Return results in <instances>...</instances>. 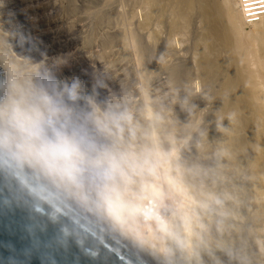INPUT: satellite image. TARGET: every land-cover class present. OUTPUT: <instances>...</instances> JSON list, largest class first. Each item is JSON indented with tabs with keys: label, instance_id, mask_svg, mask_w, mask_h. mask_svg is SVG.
<instances>
[{
	"label": "clouds",
	"instance_id": "clouds-1",
	"mask_svg": "<svg viewBox=\"0 0 264 264\" xmlns=\"http://www.w3.org/2000/svg\"><path fill=\"white\" fill-rule=\"evenodd\" d=\"M79 88L76 78L41 76L27 59L10 66L0 79V159L39 171L159 264L213 257L234 196L222 165L182 158L196 125L177 127L149 99L143 122L126 103L85 110Z\"/></svg>",
	"mask_w": 264,
	"mask_h": 264
},
{
	"label": "bare ground",
	"instance_id": "bare-ground-1",
	"mask_svg": "<svg viewBox=\"0 0 264 264\" xmlns=\"http://www.w3.org/2000/svg\"><path fill=\"white\" fill-rule=\"evenodd\" d=\"M21 2L0 0V69L4 77L10 66L24 59L29 60L18 41L23 31L17 17L20 13L17 7L23 4ZM141 7L142 20L136 23V27L141 32L152 25L145 32L148 49L158 40L165 23L169 32L177 34L178 37L174 35L175 41L184 43L191 50L190 65L183 69L184 74L179 81H174L176 85L172 90L167 89L169 95L161 94L167 95L162 96L163 99L161 95L156 97L167 101V104L159 99L157 104L154 100V104L163 112L168 104L178 108L179 117L174 121L177 127L188 124L186 113L192 110L191 107L206 104L210 122L200 131L203 142L194 146V153L201 155V164L216 166L219 163L223 166L229 178L225 187L234 196L232 207L235 216L230 227L215 237L221 247L214 250L213 257L204 255L203 264H224L220 258L221 249L242 245V242L251 246L252 260L264 264V0H142ZM55 9L57 11V7ZM57 14L62 23L64 17L59 12ZM171 44L169 47L173 48L174 43ZM144 46L141 49L145 55L147 46ZM76 53L73 51L71 56L74 62L78 60ZM47 66L48 63L41 62L38 71L44 72ZM58 69L60 71L59 66H53L42 74H54ZM192 76L195 82L191 81ZM160 87L157 90H161ZM162 88L166 89L163 85ZM146 99H149V94L143 86L139 101L145 106ZM173 113L177 115V112ZM218 124L220 127H217ZM219 151L227 155L217 162L216 153ZM31 170L47 180L39 171ZM242 197L245 198L244 205ZM69 198L102 225L129 239L112 227L109 221L74 198Z\"/></svg>",
	"mask_w": 264,
	"mask_h": 264
},
{
	"label": "rangeland",
	"instance_id": "rangeland-1",
	"mask_svg": "<svg viewBox=\"0 0 264 264\" xmlns=\"http://www.w3.org/2000/svg\"><path fill=\"white\" fill-rule=\"evenodd\" d=\"M19 2L23 3L17 7L20 12L17 17L23 28L18 36L21 49L26 50L25 53L28 54L31 62L48 63L44 72L53 66L60 68V71L58 69L54 74H42L44 72L38 71L41 76L67 82L76 78L80 84V97L76 103L85 110L93 106L104 110L110 105L126 103L133 111L134 116L143 122L144 105L141 100L139 101L143 86L147 95L149 94L152 106L157 108L159 95L167 94V89L172 90V87L176 85L174 81L178 82L184 74L183 69L190 65L188 61L191 50L189 47L187 49V46L183 45L184 43L180 42V44L175 41L178 37L177 34L169 32L165 23L162 24L161 29L163 30L160 32L158 42L156 41L152 46L149 45L148 49L144 38L145 32L149 31L152 25H149L144 31L142 30L141 33L136 24L142 20V0H19ZM55 7H57V11ZM57 12L64 17L62 23ZM167 38L174 43V49L169 47L171 42L167 41ZM143 45L147 46L145 55L142 51ZM178 48L179 50H177ZM73 51L78 52L76 53L78 56L76 62L71 60ZM142 52L143 54H141ZM170 52L171 55H169ZM179 62L182 63L179 65L182 68H179L177 64ZM193 76L190 79L195 82ZM97 81L100 83L97 84ZM163 83L165 85L168 83L166 86L169 87L167 88ZM162 85L166 89L162 88ZM159 87L161 90H157ZM155 92L158 95L154 96ZM157 96L159 97L156 98ZM162 96L166 97L161 95L162 99ZM161 98L160 101H162ZM154 100L156 104H154ZM162 103L167 104V101H162ZM191 108L192 110H188L186 113V122L195 124L196 130L190 129L191 139L187 147L182 150L181 155L189 163H200L202 157L198 152V154L194 153V146L203 142L200 131H203L210 122V112H208L205 103ZM172 112H177V115ZM163 113L168 116L171 114L169 117L174 118L173 121L179 117L178 108L169 107V104L164 108ZM199 155L200 158H198ZM243 199L245 198H241L242 205L245 204ZM243 243L242 245L237 244L242 247L234 245L235 248L231 245L222 248L220 254L222 262L224 264H259L256 260H252L253 256L250 257L252 255L251 246ZM240 252L243 253V256Z\"/></svg>",
	"mask_w": 264,
	"mask_h": 264
},
{
	"label": "water",
	"instance_id": "water-1",
	"mask_svg": "<svg viewBox=\"0 0 264 264\" xmlns=\"http://www.w3.org/2000/svg\"><path fill=\"white\" fill-rule=\"evenodd\" d=\"M0 264L159 261L88 215L33 170L0 159Z\"/></svg>",
	"mask_w": 264,
	"mask_h": 264
}]
</instances>
